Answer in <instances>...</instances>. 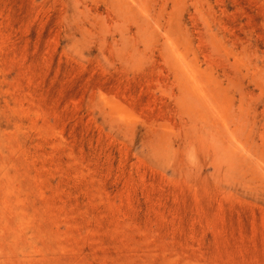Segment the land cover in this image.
<instances>
[{
    "label": "rangeland",
    "instance_id": "1",
    "mask_svg": "<svg viewBox=\"0 0 264 264\" xmlns=\"http://www.w3.org/2000/svg\"><path fill=\"white\" fill-rule=\"evenodd\" d=\"M0 264H264V0H0Z\"/></svg>",
    "mask_w": 264,
    "mask_h": 264
}]
</instances>
